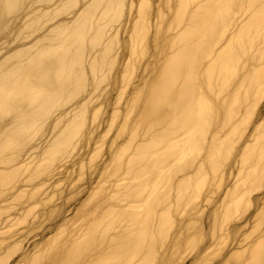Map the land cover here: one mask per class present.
<instances>
[{
	"label": "bare ground",
	"instance_id": "obj_1",
	"mask_svg": "<svg viewBox=\"0 0 264 264\" xmlns=\"http://www.w3.org/2000/svg\"><path fill=\"white\" fill-rule=\"evenodd\" d=\"M261 4L0 0V264H259Z\"/></svg>",
	"mask_w": 264,
	"mask_h": 264
},
{
	"label": "rangeland",
	"instance_id": "obj_2",
	"mask_svg": "<svg viewBox=\"0 0 264 264\" xmlns=\"http://www.w3.org/2000/svg\"><path fill=\"white\" fill-rule=\"evenodd\" d=\"M98 158H99V157H98ZM98 158H97V161L100 159V158H99V159H98ZM76 198H77L78 200H77ZM75 199H76V200H75ZM75 201H76V202H75ZM71 202H72V203H71ZM79 202H80V201H79V195H78V197H75L74 200L72 199V200L69 202V206H68L69 211H68V212L73 211V210L76 208V206L78 205ZM76 203H77V204H76ZM74 205H75V206H74ZM72 207H73V208H72ZM71 209H72V210H71ZM250 210H251V209H250ZM248 212H249V211H247L246 214H248ZM49 221H51V220H48V221H47V224H50ZM48 222H49V223H48ZM47 224H44V225L46 226ZM44 225H43V226H40V229H38V230L35 231V233H39L38 235H36L37 237L40 236V234L42 233L43 229L45 228ZM41 229H42V230H41ZM45 229H46V228H45ZM45 229H44V230H45ZM37 231H38V232H37ZM35 233H33V234H35ZM31 235H32V234H31ZM36 236H35V238H36ZM32 239H34V237H32Z\"/></svg>",
	"mask_w": 264,
	"mask_h": 264
},
{
	"label": "snow or ice",
	"instance_id": "obj_3",
	"mask_svg": "<svg viewBox=\"0 0 264 264\" xmlns=\"http://www.w3.org/2000/svg\"><path fill=\"white\" fill-rule=\"evenodd\" d=\"M5 6L11 8V7H15L16 5L12 3H8ZM261 8L262 10H264V0H262ZM21 264H37V262L36 261H22ZM259 264H264V247H262L261 249V260Z\"/></svg>",
	"mask_w": 264,
	"mask_h": 264
}]
</instances>
